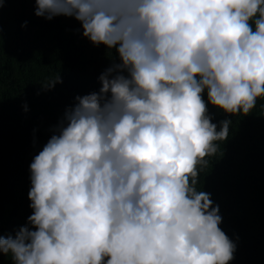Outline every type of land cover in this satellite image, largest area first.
Wrapping results in <instances>:
<instances>
[{
  "label": "clouds",
  "instance_id": "1",
  "mask_svg": "<svg viewBox=\"0 0 264 264\" xmlns=\"http://www.w3.org/2000/svg\"><path fill=\"white\" fill-rule=\"evenodd\" d=\"M34 14L74 18L116 58L33 157L32 214L0 236V254L11 264H230L219 205L196 185L232 122L218 128L203 95L233 116L264 98V0H35Z\"/></svg>",
  "mask_w": 264,
  "mask_h": 264
},
{
  "label": "trees",
  "instance_id": "2",
  "mask_svg": "<svg viewBox=\"0 0 264 264\" xmlns=\"http://www.w3.org/2000/svg\"><path fill=\"white\" fill-rule=\"evenodd\" d=\"M34 8L35 0H3L0 7V236H14L32 214L29 165L51 128L77 95L98 91L99 75L116 58L115 49L83 37L74 18L46 20ZM59 75L62 83L41 87ZM203 98L218 128L232 123L196 187L219 205L220 228L236 245L230 264H264V98L247 116L212 106L206 92ZM0 264L11 257L0 254Z\"/></svg>",
  "mask_w": 264,
  "mask_h": 264
}]
</instances>
